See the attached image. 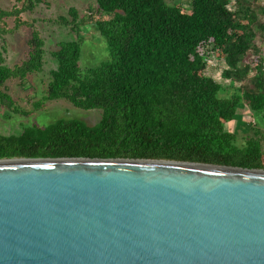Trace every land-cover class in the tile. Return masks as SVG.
I'll use <instances>...</instances> for the list:
<instances>
[{"label":"trees","instance_id":"obj_1","mask_svg":"<svg viewBox=\"0 0 264 264\" xmlns=\"http://www.w3.org/2000/svg\"><path fill=\"white\" fill-rule=\"evenodd\" d=\"M0 10L15 26L30 27L27 56L7 66L0 49V102L9 79L24 83L43 68L45 40L20 13L43 0H18ZM80 17L73 7L55 21L76 33L91 25L107 43L108 58L81 70L82 36L50 51L42 101L65 99L99 109L100 119L57 118L19 133H0V158L90 157L164 159L264 169V0H94ZM70 17V18H69ZM221 60L223 84L207 73ZM247 106L256 120L242 134L226 123ZM18 112V110H15Z\"/></svg>","mask_w":264,"mask_h":264},{"label":"water","instance_id":"obj_2","mask_svg":"<svg viewBox=\"0 0 264 264\" xmlns=\"http://www.w3.org/2000/svg\"><path fill=\"white\" fill-rule=\"evenodd\" d=\"M0 264H264V169L0 158Z\"/></svg>","mask_w":264,"mask_h":264},{"label":"rangeland","instance_id":"obj_3","mask_svg":"<svg viewBox=\"0 0 264 264\" xmlns=\"http://www.w3.org/2000/svg\"><path fill=\"white\" fill-rule=\"evenodd\" d=\"M169 4L186 5L188 0H165ZM22 1L0 0V10H10L21 7ZM94 0H43L36 3L32 10L20 13L21 20L31 22L33 28L45 40V63L42 70L29 75L24 83L17 79H9L6 88H3L14 101L12 108L0 102V133L3 135L19 133L29 124L37 123L46 125L57 118H80L88 124L96 123L102 114L99 109L83 110L73 106L65 99L45 100L40 107L35 104L42 98L45 92L49 70L56 67V61L51 57L50 51L56 48V44L62 40H75L77 35L82 36L81 56L79 65L82 71L88 67L99 64L108 58L106 40L98 34L91 25H84L79 32H75L68 26L55 21L59 15H67L68 9L73 7L80 17L90 14V9H95ZM70 18V17H69ZM13 16L0 19V49L3 48V57L7 66H13L27 56V39L31 29L27 25L16 27ZM223 62L210 59L207 73L223 84L228 80L221 77ZM15 110H18L16 112ZM255 116L247 106L239 110L234 120L226 123V130L242 134L245 123L254 122Z\"/></svg>","mask_w":264,"mask_h":264}]
</instances>
